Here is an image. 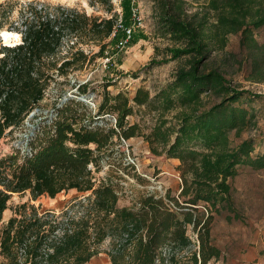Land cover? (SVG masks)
Listing matches in <instances>:
<instances>
[{
    "label": "trees",
    "instance_id": "trees-1",
    "mask_svg": "<svg viewBox=\"0 0 264 264\" xmlns=\"http://www.w3.org/2000/svg\"><path fill=\"white\" fill-rule=\"evenodd\" d=\"M86 1L105 15L38 1L0 4V33L21 38L9 46L0 37V141L16 139L0 159V264H87L108 238L112 264H208L220 256L211 225L230 206V180L239 167L264 169L256 138H242L257 125L251 104L264 96L233 85L207 60L239 34L249 80L264 82V44L253 37L264 27V0H204L203 12L191 17L183 0H156L162 33L176 45L166 51L186 64L155 93L139 87L133 96L108 91L110 81L98 89L70 79L107 57L134 24V0H122L120 14L113 0ZM92 45L97 53L86 52ZM92 93L100 96L94 105L81 99ZM47 98L51 109L29 118ZM138 113L151 115L148 126L130 121ZM136 137L152 155L179 162L180 190L119 207L118 185L95 172ZM70 191L81 196L60 213L26 202L1 226L14 194L35 201Z\"/></svg>",
    "mask_w": 264,
    "mask_h": 264
},
{
    "label": "rangeland",
    "instance_id": "rangeland-1",
    "mask_svg": "<svg viewBox=\"0 0 264 264\" xmlns=\"http://www.w3.org/2000/svg\"><path fill=\"white\" fill-rule=\"evenodd\" d=\"M5 0H0V4ZM22 2L38 1L52 5H64L86 11L89 15L104 16L105 12L89 6L86 0H20ZM172 1V0H171ZM122 0H113L115 10L121 13ZM187 17L201 14L206 2L204 0H183ZM18 8L14 13L17 18ZM160 5L156 0H134L132 27L125 29V38L109 50L107 57H99L96 63L80 73L70 75L75 82H91L92 87L111 82L108 91L127 92L133 96L139 87H144L155 93L160 86L169 81L175 72L185 66L186 57L171 59L167 49L174 46V40L162 33L158 23ZM134 12L140 18L141 24L134 17ZM203 12V11H202ZM132 29L131 38L127 39L126 30ZM140 36L133 43V36ZM256 42L264 44V27L254 30ZM240 35H230L224 50L213 51L207 62L210 66L220 68L231 83L241 89L264 96V82L249 80L250 68L247 63V49L240 45ZM4 43V41H2ZM122 43H125L122 46ZM176 47V45L174 46ZM86 52L97 53L99 46H85ZM92 103L100 100V96L92 93ZM50 99L41 105V115L44 110L51 109ZM245 106V105H244ZM249 106V105H246ZM257 125L254 129L243 133L242 138L249 135L256 138V153L264 152V98L253 102ZM34 115V116H35ZM143 116V119H141ZM151 115L138 113L130 118L131 122H141L145 127L151 122ZM31 125V122H29ZM28 131V129L26 130ZM24 134V133H21ZM234 145L240 139L233 138ZM16 143L15 136H8L0 141V159L12 151ZM112 156L105 160L99 172H95L99 180H112L120 192L119 207H132L141 196L156 194L163 196L167 192L177 195L181 180L177 171L179 162L164 156H154L149 151L148 144L141 137L132 138ZM123 152L125 155H123ZM230 206H222L214 214L211 225L212 243L219 249L220 256L208 264H264V169L252 170L239 167L236 177L230 180ZM81 196L76 191L63 192L56 198L42 196L35 201L30 200V194H14L4 212L3 226L14 214L15 209L23 203H30L41 210H51L60 213L74 198ZM203 211V209H200ZM191 240L197 244V237L191 229L187 232ZM112 239L108 238L100 246V254L87 264H112L108 255ZM0 256V261H2Z\"/></svg>",
    "mask_w": 264,
    "mask_h": 264
},
{
    "label": "bare ground",
    "instance_id": "bare-ground-1",
    "mask_svg": "<svg viewBox=\"0 0 264 264\" xmlns=\"http://www.w3.org/2000/svg\"><path fill=\"white\" fill-rule=\"evenodd\" d=\"M0 37L2 39V41H4L5 45H15L16 43H18L20 41V34L16 33V32H10V31H2L0 33ZM21 42V41H20Z\"/></svg>",
    "mask_w": 264,
    "mask_h": 264
},
{
    "label": "water",
    "instance_id": "water-1",
    "mask_svg": "<svg viewBox=\"0 0 264 264\" xmlns=\"http://www.w3.org/2000/svg\"><path fill=\"white\" fill-rule=\"evenodd\" d=\"M68 97L72 98V97H74V96L72 95V93H68ZM81 99H82L83 101H85V102L91 104V105H94V103H92V100H93V99H92L91 96H90V97H82ZM36 112H38V110H35V111L29 116V118H32V117L35 115Z\"/></svg>",
    "mask_w": 264,
    "mask_h": 264
},
{
    "label": "built area",
    "instance_id": "built-area-1",
    "mask_svg": "<svg viewBox=\"0 0 264 264\" xmlns=\"http://www.w3.org/2000/svg\"><path fill=\"white\" fill-rule=\"evenodd\" d=\"M134 17L138 20V24L140 25L141 24L140 18H139V16H137L136 12H134ZM132 32H133L132 29L126 30L127 39L131 38ZM124 45H125V43H122V46H124Z\"/></svg>",
    "mask_w": 264,
    "mask_h": 264
}]
</instances>
